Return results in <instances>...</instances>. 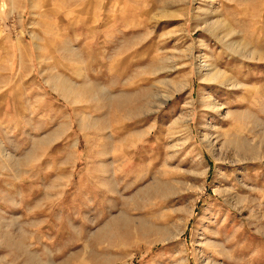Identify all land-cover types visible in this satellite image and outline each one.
Wrapping results in <instances>:
<instances>
[{
    "label": "rangeland",
    "instance_id": "rangeland-1",
    "mask_svg": "<svg viewBox=\"0 0 264 264\" xmlns=\"http://www.w3.org/2000/svg\"><path fill=\"white\" fill-rule=\"evenodd\" d=\"M0 264H264V0H0Z\"/></svg>",
    "mask_w": 264,
    "mask_h": 264
},
{
    "label": "bare ground",
    "instance_id": "bare-ground-1",
    "mask_svg": "<svg viewBox=\"0 0 264 264\" xmlns=\"http://www.w3.org/2000/svg\"><path fill=\"white\" fill-rule=\"evenodd\" d=\"M222 73L217 71L215 74H211V73H208V77H209V80L215 82L217 81L218 79H220L222 77ZM56 84V83H55ZM53 89L56 90V91H59L62 95V97H64L65 99H68V101L70 103H75V102H78L80 101L79 100V97L80 96H77L75 95L72 91L70 90H67L65 88H59L58 85H54L53 86ZM99 92V91H98ZM96 93V92H95Z\"/></svg>",
    "mask_w": 264,
    "mask_h": 264
}]
</instances>
